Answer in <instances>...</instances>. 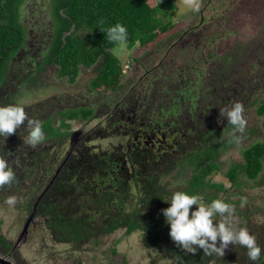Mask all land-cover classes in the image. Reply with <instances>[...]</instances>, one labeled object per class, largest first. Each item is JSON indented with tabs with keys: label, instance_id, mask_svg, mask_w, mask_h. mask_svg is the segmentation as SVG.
Segmentation results:
<instances>
[{
	"label": "trees",
	"instance_id": "trees-1",
	"mask_svg": "<svg viewBox=\"0 0 264 264\" xmlns=\"http://www.w3.org/2000/svg\"><path fill=\"white\" fill-rule=\"evenodd\" d=\"M47 1L45 34H26L27 0H0V105H22L29 118L42 122L45 133L35 148L24 142V125L6 140L0 137V156L15 173L10 184L0 186V207L16 196L14 208L26 216L24 222L32 215V226H41L70 253L100 247L118 231L140 232L142 247L171 264H252L239 245L229 244L223 257L180 248L162 214L170 206L164 200L176 190L199 193L207 203L223 199L235 206L240 225L264 249V138L242 150L243 162L228 167L229 188L211 180L226 153L264 133V73L250 79L240 70L230 72L234 57L217 51L233 33L228 11L236 14L247 0H228L220 13L214 12L217 0H199L194 19L157 42L163 54L152 46L133 58L129 71L134 75L124 82L128 66L121 65L113 53L118 45L107 40L104 30L123 24L128 50L155 43L171 26L155 19L167 0ZM262 60L253 58L264 66ZM47 66L69 84L80 68H92L87 102L78 104V96L65 93L21 104L46 87H41V75ZM69 99L75 100L72 107L66 105ZM236 101L244 105L245 118L254 109L260 119V130L253 123L235 133L239 143L232 139L233 126L220 115ZM73 121L84 123L83 133L68 153ZM91 122L96 124L86 131ZM110 138L118 140L110 149L89 144ZM12 244L0 231V254L22 264L17 249L8 253ZM256 264H264V253Z\"/></svg>",
	"mask_w": 264,
	"mask_h": 264
},
{
	"label": "rangeland",
	"instance_id": "rangeland-1",
	"mask_svg": "<svg viewBox=\"0 0 264 264\" xmlns=\"http://www.w3.org/2000/svg\"><path fill=\"white\" fill-rule=\"evenodd\" d=\"M167 3H169L168 6H164L161 12L157 13L155 19L160 25H171L168 27V34L159 36L155 43H150L145 47L137 43L131 50H128L127 45L120 51H116V49L120 47L119 45L113 49V53L120 59L121 65L128 66L124 67L125 75L122 82H124L130 74L134 75V72L132 73L129 71L133 65V58L141 57L144 51L150 49L152 46H154L152 48H155L154 51L162 55L165 48H163V52L160 51L159 46L161 43L157 44V42H163L169 35L177 34L179 30L185 28L188 22L193 20L196 16V11H191L186 8V0H167ZM195 3L199 6V0H195ZM215 3V13H220L222 11L220 7L221 4L225 6L230 4L228 0H217ZM228 12V15L232 17V21H230L232 23L227 24L232 27L230 30L233 33L229 38H226V40L225 37H223L225 41L220 48H217V51H221L219 53L223 55L228 54L234 57L231 64L227 66L230 72L240 70L245 78L250 79L251 77L260 76V74L264 73V66L259 64L263 61L262 58L264 59V53L261 54L263 51L259 50V48L264 49V0H247V4L240 7L236 14H233V11L230 12V10ZM22 17L26 34L30 32L45 34L46 28L49 27L50 23L48 1L27 0L26 9L23 11ZM221 18L223 19L224 15ZM226 46H229V48ZM256 53L258 55H256ZM253 58L260 60V62H253ZM239 65L240 67H237ZM56 71L57 69L55 67L47 66L45 72L41 75V87L43 83L46 87L30 93L21 104L26 105L30 104L29 102H35L36 99L39 100L40 98L51 95L65 93L78 96L76 98L78 100L76 101L69 99V102H66L68 103L66 104L67 107H72L71 104L75 102L78 104L87 102L85 93H87L90 81L95 75L92 68H80L79 74L72 84H69L66 79L59 78L56 75ZM253 110L254 109H252L246 117V127L251 129L254 123L255 128L257 127V129L260 130V119L255 116ZM96 122L89 123L88 126L85 127V130L87 131L88 128L95 125ZM83 124L84 123L77 121L70 122L71 130L73 133H76L74 139L81 137V133H83L81 131ZM263 138L264 133L261 132L260 134L253 135L248 142L233 147L221 159L222 165L220 170L212 176L211 180L229 188L230 183L225 177L228 167L232 163L243 162L242 150L256 141H263ZM117 141L118 140L112 138L105 140L99 139L89 144L98 146L101 149H110ZM25 219L26 216L20 213V211L15 210L14 205L6 207L1 206V234L5 236L10 243H17L18 241L16 242V239H19L18 237L23 231L24 223H26L24 222ZM27 231V237H23V240L17 243V246L19 245L17 250L23 261L22 264H171L168 260L162 261L157 259L155 254H150L148 250L142 247L140 232L126 235L123 231H118L107 237L100 247H94L95 249L86 248L85 251L80 253H70L65 245L52 241L48 233H46L41 226L38 225L36 228L30 225ZM113 250H115V253L112 252ZM153 259L156 260V263L151 262Z\"/></svg>",
	"mask_w": 264,
	"mask_h": 264
},
{
	"label": "clouds",
	"instance_id": "clouds-1",
	"mask_svg": "<svg viewBox=\"0 0 264 264\" xmlns=\"http://www.w3.org/2000/svg\"><path fill=\"white\" fill-rule=\"evenodd\" d=\"M186 8L191 11L199 10L195 0H186ZM99 23L103 25L104 21L101 20ZM103 33L109 42L120 46L116 51L122 50L126 45L127 29L120 22L108 26ZM244 112V105L239 101L220 110V115L233 126L232 139L237 143L240 137L235 133H243L247 124ZM22 125L27 132L24 137L26 144L35 148L44 142L45 133L39 119L29 118L25 108L20 104L0 105V137L6 140ZM14 179L13 168L7 159L0 156V186L10 184ZM164 201L170 204L162 209L165 223L170 228L169 235L180 248L193 253L199 248L207 255L223 257L229 244L239 245L247 249V257L252 264L261 259L264 249L257 243L256 236L251 234L247 227L240 225L234 205L219 198L207 203L199 193L190 194L182 190L173 191L171 197ZM4 202L13 206L17 202V197L9 196ZM193 205H196V208L190 213Z\"/></svg>",
	"mask_w": 264,
	"mask_h": 264
},
{
	"label": "water",
	"instance_id": "water-1",
	"mask_svg": "<svg viewBox=\"0 0 264 264\" xmlns=\"http://www.w3.org/2000/svg\"><path fill=\"white\" fill-rule=\"evenodd\" d=\"M75 132L73 133V135H72V138H71V146H70V148H69V152L68 153H70L71 151H72V149H73V145H74V142L76 141V139H74L75 137ZM59 169L60 168H58V170H57V172L59 171ZM52 183V182H51ZM50 183V184H51ZM32 220V216H30L29 218H28V220H27V222L25 223V225H24V228H23V231L21 232V234H20V236H19V239H18V242L17 243H19V241L23 238V236L26 234V232H27V228H28V225H29V222ZM17 243L15 244V246L17 245ZM13 249V248H12ZM8 256V255H7ZM7 256H0V264H13L12 262H10L9 260H7Z\"/></svg>",
	"mask_w": 264,
	"mask_h": 264
},
{
	"label": "flooded vegetation",
	"instance_id": "flooded-vegetation-1",
	"mask_svg": "<svg viewBox=\"0 0 264 264\" xmlns=\"http://www.w3.org/2000/svg\"><path fill=\"white\" fill-rule=\"evenodd\" d=\"M31 216H32V215H31ZM27 220H28V219H27ZM27 220H26V222H27ZM32 224H34V223H33V216H32V220L29 222L28 227H29L30 225H32ZM24 225H25V223H24ZM23 228H24V227H23ZM27 229H28V228H27ZM27 234H28V231L26 232V234H25L23 237H27ZM18 238H19V237H18ZM21 240H23V238H22ZM21 240H20V241H21ZM17 241H18V240L16 239V242H17ZM15 244H16V243L12 244V245H13V246H12L13 249L10 248V250H9V252H8L9 254L12 253V252H14V251L18 248L19 245H18V246H17V245L15 246ZM8 253H7V254H8ZM0 256H3V255L0 254ZM7 260H9L10 262H12V263L14 264V262L12 261V259L9 258V256H7Z\"/></svg>",
	"mask_w": 264,
	"mask_h": 264
}]
</instances>
